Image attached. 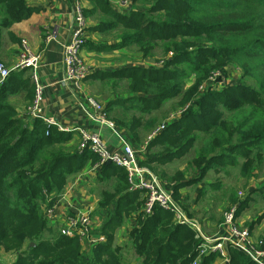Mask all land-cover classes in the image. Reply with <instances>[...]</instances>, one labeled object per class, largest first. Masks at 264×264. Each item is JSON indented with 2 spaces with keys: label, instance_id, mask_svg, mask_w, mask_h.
<instances>
[{
  "label": "trees",
  "instance_id": "obj_1",
  "mask_svg": "<svg viewBox=\"0 0 264 264\" xmlns=\"http://www.w3.org/2000/svg\"><path fill=\"white\" fill-rule=\"evenodd\" d=\"M90 1L122 26L123 45L136 46L146 59L153 57L158 47L164 55L173 53L161 71L140 69L106 76L110 81L126 80L127 92L144 95L116 103L124 104L122 117L115 119L117 127L140 144L163 123L159 117H166L165 105L180 98L172 109L189 107L182 119L167 130L171 131L166 137L172 144L178 149L188 148L197 140L193 133L204 132L210 135L211 152L217 156L213 160L233 164L243 156L248 159L245 170L261 167L264 71L243 65V79L258 74L259 90L246 82L203 95L198 88L207 80L210 69L229 60H256L264 66V0H147L149 9L127 15L113 13L107 1ZM32 12L27 0H0V45L3 31L29 19ZM192 76L197 82L185 90V80ZM14 77L11 74L0 87V256L5 247L8 252L21 254L15 264H131L124 250L113 245L112 238L86 254L81 252L77 238L51 228L43 206H53L67 181L85 168L92 155L89 150L77 153L75 145H71V132L62 133L43 121L30 126L20 120L8 101ZM220 109L237 121L232 131ZM166 137L159 140L165 141ZM225 145L230 149L223 150ZM206 151L204 147L197 163ZM102 173V181L115 177L117 184L115 193L106 194L101 206L111 205L119 196L115 210L104 222L107 230L108 226L121 225L133 210L140 208L142 201L137 200L142 196H120L128 181L124 168L105 164ZM140 224L131 234V246L143 258V264H192L198 256L195 232L176 225L172 213L156 207ZM228 254L230 264H255L233 248H228ZM218 257L216 253L209 254L202 263L213 264Z\"/></svg>",
  "mask_w": 264,
  "mask_h": 264
},
{
  "label": "crops",
  "instance_id": "obj_2",
  "mask_svg": "<svg viewBox=\"0 0 264 264\" xmlns=\"http://www.w3.org/2000/svg\"><path fill=\"white\" fill-rule=\"evenodd\" d=\"M103 1L109 3L113 13L120 15L144 12L150 7L147 0ZM27 3L33 9L30 18L4 30L0 45V62L15 75L10 85L13 94L8 101L15 107L17 117L21 121L30 126L37 120L43 121L42 118H32L27 112L35 93L32 69L13 71L23 50V42L26 41L31 51L40 56L37 73L46 88L43 114L57 123L50 127L58 131L60 130L57 126L81 127L99 133L111 151L121 150L124 145L131 146L137 154L139 166L158 177L188 216L200 223L206 235L227 232L228 229L224 225L225 213L236 207V224L249 228L254 238H264V174L261 173L264 163L260 168L249 171L244 167L248 159L243 156L236 158L233 164H221L219 160H213L217 156L215 152H211L210 135L204 132L193 133L197 140L188 148L178 149L177 145L172 144L171 138L166 137L171 135V131L167 130L183 116V112L180 111L170 112V108L176 104L175 100L165 105L166 117L162 119L163 123L155 132L147 135L141 145L136 143L126 130L115 125V119L121 118L123 111L116 103L144 95L127 92L126 80L110 81L106 76L140 69L161 71L173 57V53L164 55L162 48L158 47L154 56L146 59L136 46L123 45L125 33L122 26L116 25L112 18L98 10L90 0H27ZM76 5L82 7L85 16L87 43L82 51V57L91 71V76L81 93L72 91L62 83L63 44L69 38L72 10ZM50 36H56V39L47 43ZM226 75L231 80L229 86H233L238 84V77L243 76V73L228 71ZM194 79L195 76H192L186 81L185 90L194 84ZM5 82L0 78V87ZM105 82L111 83L105 85ZM104 87L109 91L108 94L103 90ZM228 87L215 90L222 92ZM87 96L101 100L108 115L103 124L96 120L97 114L88 104ZM220 112L225 114L223 109H220ZM231 118L232 116L226 114L223 117L230 131L237 126V121ZM71 135H73L71 145H75L77 153L83 154L87 151L83 149L80 134L71 132ZM162 136L166 137L165 141L159 140ZM233 143L236 144L237 140L234 139ZM184 145L186 143L182 146ZM204 147L207 149L206 156L197 163ZM228 149L229 145L223 147V150ZM217 151L221 152L219 149ZM89 154L92 158L85 168L67 181L59 198L53 203L55 207L53 219L45 217L51 228L58 230L59 223L68 216L88 215L94 221L95 234L105 239L102 244H106L109 238H112L113 245L124 250V256L129 263L143 264V258L132 249L131 234L149 217L144 213L146 195L142 191L133 190L128 180L127 187H124L120 196L140 193L142 197H139L137 202L142 201V205L138 207L139 209L133 210L121 225L108 226L106 230L104 222L109 213L115 210L119 196L107 207H102L101 202L105 200L106 194L111 196L115 193L117 179L113 177L102 181L104 165L97 156L91 152ZM143 178L148 180L147 175ZM239 187L248 190L246 197H240L242 193L238 195ZM174 223L179 225L175 218ZM80 246L81 252L86 254L97 247L87 248L82 244ZM230 257L229 254L228 260L218 257L213 264H230Z\"/></svg>",
  "mask_w": 264,
  "mask_h": 264
},
{
  "label": "built area",
  "instance_id": "obj_3",
  "mask_svg": "<svg viewBox=\"0 0 264 264\" xmlns=\"http://www.w3.org/2000/svg\"><path fill=\"white\" fill-rule=\"evenodd\" d=\"M56 39V36H50L47 43ZM87 43L86 22L83 9L76 5L72 10L71 28L69 38L63 44V68L64 77L62 83L76 93H81L85 83L91 76L90 68L82 57V51ZM40 56L34 54L27 42H23V50L20 54L18 63L13 71L32 69V81L35 86V96L27 109L32 118H42L47 126L57 125L50 117L43 114V102L45 97V86L42 84L37 70L39 68ZM12 73L0 62V78L6 80ZM231 84L230 78L222 72L212 73L201 86L200 91L206 93ZM233 84V83H232ZM88 104L97 114L96 120L103 124L108 119L107 112L103 105L93 97L87 96ZM62 132H78L82 137L83 149L89 150L96 155L101 164L108 162L124 168L128 174V180L135 191H142L146 195L144 213L152 215L156 207L174 215L177 224L189 227L195 232L196 238L201 241V246L208 247L210 253H216L220 257L228 260V248L240 251L255 264H264V238H254L247 227H241L236 224L237 208L226 211L224 225L227 232H220L216 235H206L200 223L188 216L186 211L176 202L171 191H169L148 169L139 166L138 157L134 149L129 145H124L121 150L111 151L99 133L90 132L85 128H63L57 126ZM164 129V127H163ZM147 175L148 180L143 177ZM44 213L47 218L55 215L54 205L48 207L45 205ZM60 233L69 238H77L80 244L87 248L97 246L105 242L101 235H96L94 230V221L92 217L82 214L68 216L59 223ZM200 247V246H199ZM206 256V255H205ZM204 256L198 254L192 264H201Z\"/></svg>",
  "mask_w": 264,
  "mask_h": 264
},
{
  "label": "rangeland",
  "instance_id": "obj_4",
  "mask_svg": "<svg viewBox=\"0 0 264 264\" xmlns=\"http://www.w3.org/2000/svg\"><path fill=\"white\" fill-rule=\"evenodd\" d=\"M243 65H248L250 68H253V71H264V66H262L261 64H257V62H256V60H254V61H247L246 59H242V60H240V59H234L233 61H230L229 60V62H226V63H224L223 65H216L214 68H212V69H210L209 71H212L210 74H209V76L212 74V73H214V72H222V73H224V74H227V72L228 71H237V72H239V73H243L245 70L243 69ZM261 65V66H260ZM208 76V77H209ZM255 76L256 77H247L246 79H243V76H241V77H238V86H240L241 84H242V82H246L247 84H249L250 86H252V87H254V88H257V86H258V83H259V81H258V79H257V77H258V74L255 72ZM100 79H102V77H100ZM103 79H104V77H103ZM189 79V78H188ZM188 79H186L185 80V84H186V81L188 80ZM197 80L199 81V79L197 78ZM197 81H196V78L194 79V85H195V83H196ZM204 82H205V80L201 83V85L199 86V88H198V93L199 94H201L200 92V88H201V86L204 84ZM108 83H111V82H105V85H108ZM111 84H109V86H110ZM234 85H237V84H234ZM229 86V85H228ZM228 86H226V87H228ZM229 87H231V86H229ZM228 87V88H229ZM258 89V88H257ZM103 90L104 91H106V93L108 94L109 93V91L107 90V89H105V87L103 88ZM103 90H102V92H103ZM259 90V89H258ZM210 91H217V90H210ZM107 98H109V99H111L112 97H107ZM106 98V99H107ZM98 99V98H97ZM98 102H100V103H102L101 102V100L100 99H98L97 100ZM178 101H180V98L179 99H177V100H175L174 102H178ZM121 105L123 106L124 104H119V106L121 107ZM128 105V104H127ZM189 105V104H188ZM188 105L187 106H183V108L182 109H180V108H175V109H172V108H170V112H183V114H184V112L186 111V109H187V107H188ZM122 108V107H121ZM174 108V107H173ZM247 109H248V107H246ZM175 110V111H174ZM169 112V111H168ZM176 114V113H175ZM172 116V115H171ZM170 116V117H171ZM238 120V119H237ZM159 122L161 123L162 122V117H159ZM142 143H144V141L142 142ZM142 143H140L139 145H141ZM264 170V169H263ZM261 171V173H263L264 174V171ZM260 173V174H261ZM259 176H261V175H258V177ZM237 193H238V195L239 194H241L242 193V196H240V197H246L247 196V194H248V190H244L243 188H238L237 189ZM44 207H45V205L43 206V208L42 209H44ZM195 239L198 241V246H197V248H196V251H197V254H201L202 256H207V255H209V254H211L210 253V250H209V248L208 247H205V246H201L202 244L199 242V240L195 237ZM37 243H38V241H37ZM31 244H34V247L36 246V244L35 243H31ZM26 245H27V243H26ZM200 246V247H199ZM26 247V246H25ZM28 247V246H27ZM26 247V248H27ZM25 248V249H26ZM21 254L18 252H8V251H6L5 250V247L2 249V252H1V256H0V263H2V264H15V262H16V260H17V258L20 256Z\"/></svg>",
  "mask_w": 264,
  "mask_h": 264
},
{
  "label": "water",
  "instance_id": "obj_5",
  "mask_svg": "<svg viewBox=\"0 0 264 264\" xmlns=\"http://www.w3.org/2000/svg\"><path fill=\"white\" fill-rule=\"evenodd\" d=\"M107 164H109V165H110V164H111V162H108ZM32 246H34V244H32Z\"/></svg>",
  "mask_w": 264,
  "mask_h": 264
}]
</instances>
